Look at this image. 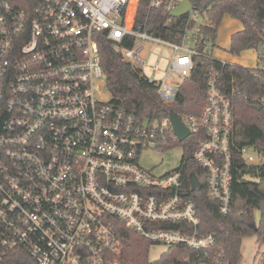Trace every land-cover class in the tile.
<instances>
[{"label": "built area", "instance_id": "built-area-1", "mask_svg": "<svg viewBox=\"0 0 264 264\" xmlns=\"http://www.w3.org/2000/svg\"><path fill=\"white\" fill-rule=\"evenodd\" d=\"M185 1L192 9L176 18L184 20L185 33L173 43L154 26L137 28L140 0H0V264H163L173 246L197 253L185 264H232L224 250H214L215 235L201 230L184 186L186 161L163 174L141 162L173 133L170 117L150 122L115 111L98 85L106 79L104 34L172 106L195 58L212 53L210 59H218L212 43L201 41L202 28L210 26L200 24L203 0H150L149 8L171 17ZM160 46L170 51L166 71L147 63ZM147 67L164 77H148ZM221 76L208 72L200 116L180 117L188 138H204L193 161L206 171L220 213L228 215L235 116ZM240 154L248 165L263 162L252 147ZM123 229L149 245L144 255L128 252ZM159 246L167 250L151 261Z\"/></svg>", "mask_w": 264, "mask_h": 264}, {"label": "trees", "instance_id": "trees-1", "mask_svg": "<svg viewBox=\"0 0 264 264\" xmlns=\"http://www.w3.org/2000/svg\"><path fill=\"white\" fill-rule=\"evenodd\" d=\"M203 1L210 26L202 28L201 41L212 43L215 50L221 21L224 16H229L242 25V30L231 36L229 53L240 56L247 51L254 52L257 55L256 68L229 62L224 65L218 59H210L212 53L196 57L193 71L184 78L176 101L169 107L161 102L158 86L151 84L138 68L116 53L112 42L104 34L99 35L100 55L110 94L109 104L115 111L132 114L150 122L169 118L171 112L183 118L190 115L200 116L208 96V72L218 70L222 73L220 87L230 98L235 116L230 213H220L219 202L209 196L206 171L193 161L198 145L204 140L202 135H192L180 143L170 131L165 139H159L158 150L163 152L179 143L184 145V186L188 198L198 209L202 220L201 230L203 233L215 235V251L224 250L232 264H241V246L244 239L254 237L264 246V0ZM149 4L150 0H140L137 28L154 26L158 37L181 43L185 33L184 20L172 18L164 12L152 11ZM166 24L170 25L169 28L165 27ZM198 48L203 52V43L200 42ZM244 147L254 148L263 162L246 164L240 154ZM192 173L202 184V188L196 191L192 189L190 182ZM257 211L260 212L259 222L255 217ZM121 232L126 236V247L132 256L146 253L149 245L126 229ZM196 255V252L184 246H173L162 263L185 264L186 258ZM261 264H264V254Z\"/></svg>", "mask_w": 264, "mask_h": 264}, {"label": "rangeland", "instance_id": "rangeland-1", "mask_svg": "<svg viewBox=\"0 0 264 264\" xmlns=\"http://www.w3.org/2000/svg\"><path fill=\"white\" fill-rule=\"evenodd\" d=\"M208 20H200V24H206ZM242 30V25L230 18L229 16H224L218 32L217 37V48L214 51L215 56L219 60H228L229 63L234 65H240L249 68H256L257 55L252 51L244 52L240 56H234L229 53L231 44V35ZM188 47L192 45L187 43ZM170 58V51L167 48L156 47L149 55L147 63L150 66H158L161 71H166L168 67V60ZM145 74L155 80H161L164 74L160 72L159 74L151 73L150 67L144 69ZM172 79L178 80L177 77L171 75ZM100 87L101 97L105 101L110 100V94L107 89L106 79L103 78L98 82ZM185 155V147L183 144H177L169 147L166 151L153 150L144 153L142 157V164L146 168H150L154 173L163 174L172 170L177 169L183 160ZM256 221L260 220V212L255 213ZM167 250L166 246L154 247L150 253V260L156 261L161 255ZM242 261L241 264H261L262 255L264 254V246H261L256 238H246L242 242L241 246Z\"/></svg>", "mask_w": 264, "mask_h": 264}, {"label": "water", "instance_id": "water-1", "mask_svg": "<svg viewBox=\"0 0 264 264\" xmlns=\"http://www.w3.org/2000/svg\"><path fill=\"white\" fill-rule=\"evenodd\" d=\"M191 9H192V4L185 1L182 3V5L180 6L179 9H177L176 11H174L171 14V17L182 18L183 16L187 15V13ZM258 109H260V108H258ZM170 121L172 124L173 133H174L175 137L177 138V140L180 143H183L190 136V132H189L188 128L184 124L182 118L175 112H171ZM190 182H191L192 189L194 191L202 188V184L200 183L199 179L197 178V176L194 173H192L190 176Z\"/></svg>", "mask_w": 264, "mask_h": 264}, {"label": "bare ground", "instance_id": "bare-ground-1", "mask_svg": "<svg viewBox=\"0 0 264 264\" xmlns=\"http://www.w3.org/2000/svg\"><path fill=\"white\" fill-rule=\"evenodd\" d=\"M135 10V3L133 2L130 8V14H132Z\"/></svg>", "mask_w": 264, "mask_h": 264}, {"label": "crops", "instance_id": "crops-1", "mask_svg": "<svg viewBox=\"0 0 264 264\" xmlns=\"http://www.w3.org/2000/svg\"><path fill=\"white\" fill-rule=\"evenodd\" d=\"M233 34H234V33H233ZM233 34H232V35H233ZM232 35H231V36H232ZM224 61H227V62H228V60H224Z\"/></svg>", "mask_w": 264, "mask_h": 264}]
</instances>
